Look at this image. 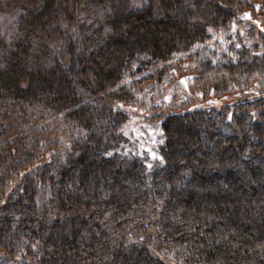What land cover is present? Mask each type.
I'll use <instances>...</instances> for the list:
<instances>
[{
	"label": "trees",
	"instance_id": "obj_1",
	"mask_svg": "<svg viewBox=\"0 0 264 264\" xmlns=\"http://www.w3.org/2000/svg\"><path fill=\"white\" fill-rule=\"evenodd\" d=\"M0 254L264 264V0H0Z\"/></svg>",
	"mask_w": 264,
	"mask_h": 264
},
{
	"label": "rangeland",
	"instance_id": "obj_2",
	"mask_svg": "<svg viewBox=\"0 0 264 264\" xmlns=\"http://www.w3.org/2000/svg\"><path fill=\"white\" fill-rule=\"evenodd\" d=\"M76 2V0H72ZM134 6L140 5L143 0H132ZM76 13L74 14V19H83V16L78 13L77 9ZM1 24H2V30L5 34H11V27L14 22V19H17V13L13 12L8 15H2L1 16ZM235 29H232L230 34L232 37L227 34L225 35V32H217L213 34L212 41L209 43V49H213L215 52L221 53L224 52L225 45L227 44V41L231 42L230 44H233L235 47L237 44L240 43L239 39L237 38V35L234 36V34L238 31L239 28L234 27ZM240 36V34H239ZM244 35H242L243 37ZM244 41V40H243ZM245 42V41H244ZM189 76V75H188ZM173 77V76H171ZM181 77L184 79H189V77H186L185 75H181ZM171 81H167L169 83V86H167V89H170V92L164 89L165 95L167 97L171 96V94L176 93V95H186L185 90L183 89V86H181V82H176V78H170ZM121 109H123L125 112H127L128 116L130 117L129 123L127 125V131L128 134L133 136L135 140H137L136 143V149L138 152L147 154L151 159H158L159 154L157 153L156 145L159 142L157 138V133L153 130V127L151 126V122L146 121L147 116H149V112L147 111L146 107L142 105H123L120 104ZM154 136H153V133ZM226 136V135H225ZM154 253H156V250H153ZM157 256H160L157 252ZM161 257V256H160ZM162 258V257H161ZM163 259V258H162ZM0 263L1 264H19L21 263V259L19 257H15L10 259L9 257H6L3 254H0Z\"/></svg>",
	"mask_w": 264,
	"mask_h": 264
}]
</instances>
